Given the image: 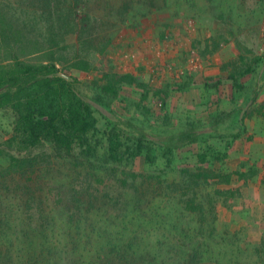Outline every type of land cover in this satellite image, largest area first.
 I'll return each instance as SVG.
<instances>
[{"label":"rangeland","instance_id":"374dc122","mask_svg":"<svg viewBox=\"0 0 264 264\" xmlns=\"http://www.w3.org/2000/svg\"><path fill=\"white\" fill-rule=\"evenodd\" d=\"M53 1L55 8L34 0L33 12L18 10L31 14L32 33L60 41L67 65L69 57L88 60V71H67L85 93L116 73L136 81L119 84L110 106L94 102L93 156L76 149L62 158L47 144L8 147L13 114L0 110V248L25 245L30 261L11 256L7 264L102 262L110 245L128 243L153 264H195L199 256L264 264V0ZM104 117L155 142V160L107 162ZM165 147L173 149L169 163ZM26 154L32 167L10 173L11 156ZM35 212L50 219L40 230L30 227Z\"/></svg>","mask_w":264,"mask_h":264},{"label":"trees","instance_id":"16d2710c","mask_svg":"<svg viewBox=\"0 0 264 264\" xmlns=\"http://www.w3.org/2000/svg\"><path fill=\"white\" fill-rule=\"evenodd\" d=\"M39 2L50 9L56 7L53 0H39ZM33 4L34 0H15L14 3L9 0L7 2L0 0V110L9 109L13 114L11 131L7 135L6 143L8 147L17 146L20 151H31L47 144L58 151L62 158L73 156L76 149L85 156H93L100 141L95 138L99 119L94 102L104 107L110 106L111 101L118 95L119 84L132 85L136 79L131 74L116 73L108 81L97 86L98 90L92 96L85 93L79 78L67 71L72 67L88 71L90 65L88 60L79 57L72 60L69 57L71 62L67 65V59L61 53L62 46L58 39L32 33L35 25H29L27 20L31 14L23 16L24 11L18 10V7L27 10ZM70 18L74 23V18ZM237 44L241 48V45ZM247 70L252 69L248 66ZM159 100L162 106L166 105L164 98H159ZM104 118H106L104 158L107 162L132 163L139 156H143L149 163L155 160V142L144 134L130 137L117 123L107 117ZM188 140L194 141L195 139L191 136ZM172 152L173 149L169 147L162 149L163 158L167 163L171 160ZM198 157L201 162H205V153L198 154ZM32 164L33 161L29 154L21 155V157L11 156L8 170L10 173L11 171L20 172V169L27 170L32 167ZM200 175L198 172L191 175V178L194 176L192 179L194 181L190 179V182L196 183ZM77 190L78 188L75 187L74 192ZM29 199L30 197L24 202L26 209H32L34 206L31 205ZM81 200L77 195L74 198V206H79ZM40 203L42 204V200ZM87 203H90V199H87ZM38 212H35L37 215L35 225L30 226L33 230H40L50 223L49 218L46 219L42 213ZM78 214L85 218L84 214L79 212ZM26 216L29 222L33 218V213ZM44 244V241H41L39 245L43 247ZM111 246L107 248L108 250L106 249L107 252L104 253L105 258L102 262L89 258V263L153 264V257L146 258L147 260L138 258L139 247L137 245L133 246L132 243H128L120 249ZM24 247L25 245H19L16 249L6 247L2 250L0 248V259H3L4 264H7L11 256L13 259L20 260L27 258L26 261H28ZM191 250V256H198L200 252L198 245L191 247ZM98 252L101 251L96 249L93 257ZM75 260L72 264L78 263ZM38 261L40 260L37 259L36 262ZM195 264L216 263L203 261L199 256Z\"/></svg>","mask_w":264,"mask_h":264},{"label":"built area","instance_id":"2783aa9c","mask_svg":"<svg viewBox=\"0 0 264 264\" xmlns=\"http://www.w3.org/2000/svg\"><path fill=\"white\" fill-rule=\"evenodd\" d=\"M260 38H261V41L264 40V14H263V21L261 24Z\"/></svg>","mask_w":264,"mask_h":264}]
</instances>
